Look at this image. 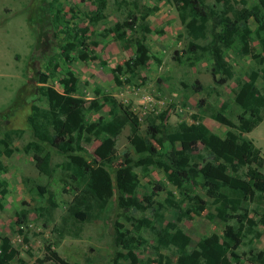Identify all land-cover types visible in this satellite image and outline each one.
I'll list each match as a JSON object with an SVG mask.
<instances>
[{
  "label": "rangeland",
  "instance_id": "obj_1",
  "mask_svg": "<svg viewBox=\"0 0 264 264\" xmlns=\"http://www.w3.org/2000/svg\"><path fill=\"white\" fill-rule=\"evenodd\" d=\"M230 1L237 9L251 8L258 3V0ZM208 3L214 6L212 1ZM155 8L152 14L142 17L146 9ZM95 13L96 5L86 0H0V140L7 132L23 130L20 139L11 145L17 150L8 158L0 157L6 167V171L0 172V181L5 182L0 188V245L6 237L15 251L8 264H33L37 259L42 264H55L48 259L46 246L70 264H131L122 256L126 251L115 244L116 232L132 234L129 219L147 218L155 222L162 216L164 226L175 223L174 209L165 204L169 194L183 201V208L186 206L183 199L187 197L207 203L199 216L192 215L176 223L190 239L189 250L207 238L221 242L226 226L236 223L235 219L226 222L208 219L216 205L211 185L198 178V185L179 193L166 180L163 170L155 166L149 167L147 175L140 168L134 169L139 181L136 196L148 205L146 210L120 209L111 198L102 213L89 211L84 220H79L68 211L75 194L70 179L60 167L66 158L53 150L49 154L45 150L43 169H39L33 157L22 151V146L32 140L27 122L30 107L34 103L44 106L32 88L42 86L35 81L37 74L48 75L46 86L62 92L59 80L67 76L68 70L72 71L77 87L73 95L87 102L102 95L113 96L137 116V133L141 136H146L151 123L171 127L195 123L192 117L199 113L200 101L209 111L223 109L235 124L237 115L242 113L234 103L237 82L247 81L252 71L259 72L255 84L264 94V65L259 67L249 57L220 46H216L214 53L228 63L233 75L223 86L214 84L207 56L198 61L189 53L190 37L178 18L173 0H106L103 18L92 24L90 19ZM144 24L150 28L145 41L150 60L144 68L128 71L125 64L134 56L135 47L123 50L110 31L118 25L126 37L135 40L141 36L140 28ZM209 41L207 36L196 43L203 46ZM256 48L260 52L257 44ZM113 75L121 85L114 84ZM198 87L201 89L195 91ZM107 117V107L87 113L85 133L79 144L89 160L102 161L113 178L125 153L134 159L138 157L129 146L130 130L126 126L116 138L114 159L109 163L102 159L93 133L98 119ZM200 123L220 138L229 130L209 116H203ZM242 137L251 141L264 157V118ZM166 146L170 151L171 147ZM175 148L180 150L179 144ZM208 159L197 148L190 163L196 164L192 166L194 169H201V163ZM231 195L240 197L236 192ZM260 206L258 198H248L242 209H247L248 217L255 219ZM255 229L261 236L246 234L236 252L240 260L230 264H253L256 259L253 254L264 253V230L260 225ZM139 236L146 242L142 248L134 249L133 263L156 264L153 234L144 229ZM160 253L168 256L173 264L179 262L173 246Z\"/></svg>",
  "mask_w": 264,
  "mask_h": 264
},
{
  "label": "trees",
  "instance_id": "obj_2",
  "mask_svg": "<svg viewBox=\"0 0 264 264\" xmlns=\"http://www.w3.org/2000/svg\"><path fill=\"white\" fill-rule=\"evenodd\" d=\"M86 1L96 5L95 16L90 19L91 23L95 24L103 18L102 11L105 9L106 0ZM209 1H212L214 6L210 5ZM173 2L178 18L190 37L189 53L198 61L207 56L216 86H223L233 75L228 63L215 55L216 46L236 50L241 56L249 57L259 67L264 65V0H258L251 8L240 9L234 8L230 0H173ZM218 6L220 8L216 9ZM155 10L156 8L146 9L142 17L152 14ZM140 29L141 36L135 40L126 37L118 25L110 31L115 34L123 50L135 47L134 56L125 64L128 71L133 68H144L150 60V52L145 44L150 28L144 24ZM207 36L210 37L207 45L201 46L196 43L205 40ZM255 43L260 52L257 51ZM258 73L252 71L247 81L237 82L234 103L242 113L237 115L235 124L226 117L223 109L209 111L208 107L204 108L205 103L200 101L199 113L192 117L195 123L191 125L179 123L174 127L151 123L147 127L146 136L137 133L139 128L137 116L113 96L102 95L87 102L73 95L77 87L72 71L68 70L67 76L59 80L62 92L46 86L48 75L37 74L35 81L42 86L32 88L36 90L38 101L41 100L44 106L34 103L30 107L27 122L32 140L22 146V151L33 157L39 169H43L45 161L43 153L46 156L49 150L66 158L60 167L70 179L75 194L68 211L79 220H84L89 211L102 213L111 198H114L120 209L140 212L146 210L148 205H144L136 196L139 185L134 172L136 168H140L144 175L148 174L150 166L162 169L166 180L179 193L198 185L197 180L201 178L212 186L216 195L215 211L214 214H208V219L218 218L224 222L235 219L236 222L235 225L226 226L221 242L207 238L199 241L196 248L187 249L190 239L176 223L192 215L199 216L206 210L207 203L187 197L186 200L183 199L186 202L183 208V201L174 199V196L169 194L165 204L174 209L175 223L170 222L164 226L162 216L157 217L155 222L147 218L129 219L132 234L117 231L115 244L126 251V255H122L123 258L134 264V249L142 248L146 242L139 234L142 230L148 229L154 236L156 264H173L168 256L160 253L162 249L171 246L180 257L177 264L238 262L240 256L236 252L246 234L255 233V238H258L261 234L256 231V226L260 225L264 230V172L261 171L264 169V157L251 141L242 137L264 118V94L259 92L255 84L259 78ZM113 81L115 85H121V81L115 75ZM199 89L201 87L194 90ZM103 107L108 108V117L98 119V125L93 133L99 142L98 151L102 159L107 163L114 159L116 138L126 126L130 130L127 137L129 146L138 157L134 159L129 153H125L123 162L114 171L113 178L104 168V163L96 159L89 160V156L79 144L86 129L85 115L89 112H99ZM203 116H209L227 127L229 130L225 137H218L200 123ZM22 131L14 130L4 134L0 140V157L8 158L17 150L11 145L14 140L20 139ZM176 144H179L180 150L175 148ZM166 145L171 147L170 151ZM197 148L209 157L201 163V169H194L192 166L196 164L190 163ZM3 171H6V167L0 161V172ZM4 186L5 182L0 181V188ZM233 192L238 193L240 197H233L231 195ZM248 198H258L260 201V213L256 214L255 219L248 217L247 209H242ZM240 210L244 212L239 213ZM45 252L48 259L55 264H70L49 246L45 247ZM253 255L256 258L253 264H264V253ZM14 256L15 251L11 248L9 239L2 238L0 264H8ZM33 264L42 262L37 259Z\"/></svg>",
  "mask_w": 264,
  "mask_h": 264
}]
</instances>
